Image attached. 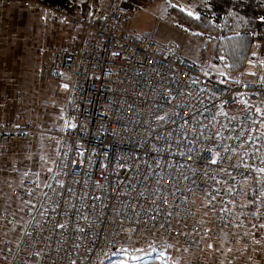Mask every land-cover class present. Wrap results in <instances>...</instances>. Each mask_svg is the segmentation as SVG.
<instances>
[{"label": "built area", "instance_id": "obj_1", "mask_svg": "<svg viewBox=\"0 0 264 264\" xmlns=\"http://www.w3.org/2000/svg\"><path fill=\"white\" fill-rule=\"evenodd\" d=\"M125 1L68 0L69 12L0 0L34 19L36 93L68 91L39 168L27 154L11 166L37 133L35 109L0 90V264H104L124 240L179 247L185 264H251L250 230L264 227V57L248 78L213 73L128 32Z\"/></svg>", "mask_w": 264, "mask_h": 264}, {"label": "rangeland", "instance_id": "obj_2", "mask_svg": "<svg viewBox=\"0 0 264 264\" xmlns=\"http://www.w3.org/2000/svg\"><path fill=\"white\" fill-rule=\"evenodd\" d=\"M98 2L99 0L92 1L96 6ZM197 7V3H188L186 0H157L153 6L140 8L132 13L127 31L140 34L151 33L161 43L177 44L184 56L193 62L203 63V66L213 73H227L234 78H248L249 67H246V64L251 63L256 58L264 57V49L263 52L261 51V45H264V43H255L251 49L253 57L241 60L240 68L238 64L232 62V57L240 52L236 40H224L221 36H214L210 32L200 31L177 14L178 12L174 13L171 9L173 8L186 15L191 13L189 16L196 18ZM25 13L30 23L34 22L33 17L28 12ZM219 42L221 43V49L217 46ZM228 53L231 54V57H227ZM45 91L38 95H43ZM67 92V87L63 86L60 94L55 96L54 87L50 102L48 103L45 99L41 102V106L46 104L45 107L49 106V120L38 119V123H36L37 133L27 145L20 148V156L17 159L13 158L11 166L21 165V159L26 154V156H31L36 160L39 168L45 166L57 144L55 137L44 133V131L59 126L66 104ZM39 112L35 116H40ZM35 116L34 118H36ZM6 174L8 175V173ZM250 235V244L244 250L245 257L251 264H264V227H259L257 230L251 229ZM205 244L209 245V237L205 240ZM166 252H157L154 249L138 245L137 242L124 240L118 252L108 258L104 264H120V262H123V264H185V262L191 260V256L179 247H170Z\"/></svg>", "mask_w": 264, "mask_h": 264}, {"label": "crops", "instance_id": "obj_3", "mask_svg": "<svg viewBox=\"0 0 264 264\" xmlns=\"http://www.w3.org/2000/svg\"><path fill=\"white\" fill-rule=\"evenodd\" d=\"M25 12L27 11L18 3L6 10H0V90L10 93L19 91L26 95L35 109V115L40 111V116L34 118L35 123H38V119L49 120V106H41V102L44 99L50 102L55 85L47 86L43 95L35 93V87L42 78L40 59L35 51L40 36L30 32L35 23H30ZM59 37L60 34L56 32L52 39L63 42L67 40L68 34L63 36V40ZM6 176V172L2 174L1 181ZM2 231L3 226L0 223V233Z\"/></svg>", "mask_w": 264, "mask_h": 264}, {"label": "trees", "instance_id": "obj_4", "mask_svg": "<svg viewBox=\"0 0 264 264\" xmlns=\"http://www.w3.org/2000/svg\"><path fill=\"white\" fill-rule=\"evenodd\" d=\"M42 3L71 12L68 0H41ZM93 1V0H92ZM188 3H197V17L193 18L177 10L174 13L181 15L188 23L198 30L210 32L222 39L236 40L240 50L232 57V62L241 68V60L253 57L252 47L257 42L264 43V0H186ZM157 0H127L126 8L134 13L136 10L153 6ZM89 8L87 6L86 10ZM217 46L221 49V43ZM263 52L264 45H261ZM227 56V55H225ZM227 57H231L228 53ZM240 78V77H235Z\"/></svg>", "mask_w": 264, "mask_h": 264}, {"label": "snow or ice", "instance_id": "obj_5", "mask_svg": "<svg viewBox=\"0 0 264 264\" xmlns=\"http://www.w3.org/2000/svg\"><path fill=\"white\" fill-rule=\"evenodd\" d=\"M189 15H191V13H189ZM65 87H67V85H65ZM158 119H161V120H163V119H164V117H158ZM212 163H216V160H215V159H213V160H212ZM49 171H51V170L49 169ZM260 171H261V172H264V169H261ZM58 227H61V228H63V227H64V225H58ZM120 264H123V262H120Z\"/></svg>", "mask_w": 264, "mask_h": 264}]
</instances>
